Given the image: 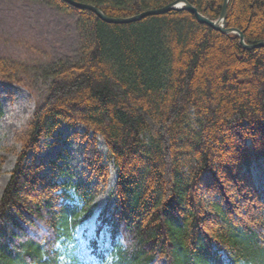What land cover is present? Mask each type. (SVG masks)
Segmentation results:
<instances>
[{
  "label": "trees",
  "instance_id": "16d2710c",
  "mask_svg": "<svg viewBox=\"0 0 264 264\" xmlns=\"http://www.w3.org/2000/svg\"><path fill=\"white\" fill-rule=\"evenodd\" d=\"M30 1L74 13L78 45L71 62L41 70L44 103L17 136L0 198V264H61L59 246L93 214L99 186L59 182L61 169L42 175L34 156L27 163L63 125L85 127V165L101 185L116 170L115 209L101 215L112 264H264V189L251 175L264 165V48L244 50L186 11L115 25L60 0ZM72 1L126 19L178 0ZM185 1L211 21L223 3ZM225 27L247 46L264 43V0H230ZM0 80L33 88L3 58Z\"/></svg>",
  "mask_w": 264,
  "mask_h": 264
},
{
  "label": "rangeland",
  "instance_id": "374dc122",
  "mask_svg": "<svg viewBox=\"0 0 264 264\" xmlns=\"http://www.w3.org/2000/svg\"><path fill=\"white\" fill-rule=\"evenodd\" d=\"M75 18L74 13L62 14L41 1L0 0V58L20 65L28 84L33 87L29 91L26 85L24 88L0 80V198L21 151L17 136L25 129L36 108L44 103L48 85L40 80L41 70L48 69L59 60L71 62L75 57L78 45ZM85 131L82 125L74 128L61 126L54 138L41 141L39 153L28 154L27 163L34 156L35 163L44 166L42 175L56 174V169H61L65 175L58 178L59 182H79L87 184L90 189L99 186L93 202L97 216L103 210L108 213L115 209L111 194L116 170L109 166V179L105 186L90 175L84 159L85 144L81 140ZM98 150L105 158L106 148L101 139ZM251 175L257 187L264 186L263 164H254ZM201 195H204L203 202L206 203L209 196ZM92 220L80 228L81 241L74 243L61 256V264H112L111 248L100 236L95 254L92 252L89 242L94 238ZM99 254L103 256V262Z\"/></svg>",
  "mask_w": 264,
  "mask_h": 264
},
{
  "label": "water",
  "instance_id": "95a60500",
  "mask_svg": "<svg viewBox=\"0 0 264 264\" xmlns=\"http://www.w3.org/2000/svg\"><path fill=\"white\" fill-rule=\"evenodd\" d=\"M70 7L78 10H85L93 13L96 15L102 22L107 23V24H129V23H135L138 22L148 16H158V15H163L172 11H186L190 13L191 15L194 16L196 21L199 24L205 25L214 31L221 33L222 35H235L239 39V44L244 50L251 51L254 49H259V48H264V43H259L257 45H252V46H247L245 45L243 41V36L242 34L234 29H226V14H227V7L229 5L230 0H223L222 6H221V11L219 17L211 21L207 19L206 17L202 16L197 12V10L187 1L185 0H178L162 9H158L155 11H148L142 14H139L134 17L126 18V19H112V18H107L104 16L98 9L94 8L93 6L90 5H84V4H79L76 3L72 0H60Z\"/></svg>",
  "mask_w": 264,
  "mask_h": 264
},
{
  "label": "bare ground",
  "instance_id": "6f19581e",
  "mask_svg": "<svg viewBox=\"0 0 264 264\" xmlns=\"http://www.w3.org/2000/svg\"><path fill=\"white\" fill-rule=\"evenodd\" d=\"M221 34V33H220Z\"/></svg>",
  "mask_w": 264,
  "mask_h": 264
}]
</instances>
